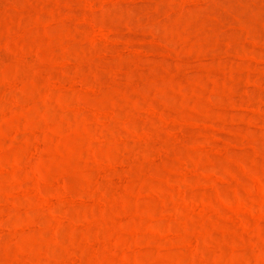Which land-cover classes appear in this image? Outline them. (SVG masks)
<instances>
[{"label":"rangeland","instance_id":"1","mask_svg":"<svg viewBox=\"0 0 264 264\" xmlns=\"http://www.w3.org/2000/svg\"><path fill=\"white\" fill-rule=\"evenodd\" d=\"M0 264H264V0H0Z\"/></svg>","mask_w":264,"mask_h":264}]
</instances>
